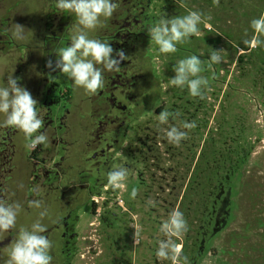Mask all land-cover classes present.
Wrapping results in <instances>:
<instances>
[{"label":"rangeland","instance_id":"rangeland-1","mask_svg":"<svg viewBox=\"0 0 264 264\" xmlns=\"http://www.w3.org/2000/svg\"><path fill=\"white\" fill-rule=\"evenodd\" d=\"M156 2L157 20L161 15L172 18L191 10L203 13L206 22L200 25L198 35L178 44L174 54H161L154 44L149 53L142 51L137 55L152 97L147 108L132 106L135 117L128 120L132 129L127 144L123 145L125 140H121L111 159L112 170L119 167L129 170L123 187L114 195L105 191L107 186L110 191L113 188L107 181L108 172L94 170V152L84 144L92 101L99 110L105 108L98 94L101 89L95 94L87 93L74 87L63 75L60 90L74 92L75 100L67 140L71 145H60L55 161L58 179L63 180L48 197L34 198L36 193L29 185L34 168L29 162L31 149L26 147L25 137L16 138L9 197L21 204L22 212L14 234L34 222L40 211L47 210L42 222L48 228L74 211L78 239L68 247L70 254L63 253L61 233L56 230L51 235L55 264H172L155 252L159 242L168 238L160 231L161 225L172 211L179 210L187 222V231L179 239H172H176L180 254L187 256L191 264H264V47L246 43L255 35L250 22L264 14V0ZM59 12L55 0H0L2 30L18 24L32 32L30 44L11 38L13 44L5 50L11 53L10 65L3 56L1 76L14 67L13 75L20 78L21 85L26 89L33 85L38 93V51ZM114 14L92 34L95 38L108 42L103 37L113 31ZM71 19L69 27H63L68 37L63 47L70 44L75 17ZM212 50H222L220 63L208 62ZM188 55H197L203 61L201 75L208 81L203 99L192 97L186 89L168 81L174 78L175 63ZM22 60L24 63L20 64ZM102 71L106 82L112 71L103 68ZM178 98L182 100L177 102L178 111L191 105L195 127L184 128L186 138L179 145L169 142L166 134L161 136L167 143L162 142V164L158 168L154 161L142 159L139 136L144 126L155 119L153 113H147L148 109L165 104L169 109ZM188 98L194 103H188ZM104 160L101 158L99 162ZM159 169L167 175L163 179H158ZM77 178L88 180L89 188L71 186ZM221 187L230 194V205L227 222L218 230L213 223ZM133 190L137 193L135 198L131 195ZM98 193V205L93 210L90 195ZM34 200L41 201L40 209L31 206ZM7 251L2 252L0 264H6Z\"/></svg>","mask_w":264,"mask_h":264},{"label":"flooded vegetation","instance_id":"flooded-vegetation-1","mask_svg":"<svg viewBox=\"0 0 264 264\" xmlns=\"http://www.w3.org/2000/svg\"><path fill=\"white\" fill-rule=\"evenodd\" d=\"M115 3L117 9L114 14L116 20L112 24L113 31L105 35L103 39L108 40V43L114 49V55L116 51L122 50L127 59L121 61L119 70H112L111 75L104 84L105 88L98 93L100 98L103 99L105 108L99 110L92 101L91 120L89 119L90 122L84 129L86 138L84 144L87 145L88 150L94 152L92 158L94 160L93 168L97 172L112 171L113 160L111 161V159L115 154L116 147L121 143V140H125L123 145L127 144L126 139L132 129L128 123L131 117H135V110L132 111V106L142 109L147 108L148 101H151L152 97L151 88H148V83L143 80L142 73H144V70L141 68L137 55L142 51H144L143 54H147L150 47H155L154 43L150 41L147 29L157 21L159 13L157 2L156 0H115ZM56 17L54 24L44 35L41 50L38 51L40 55L38 61H36V67L40 68L39 79L37 80V85L39 84L38 93H36L33 85L32 87L27 86V90L31 91V95L38 102V110L41 111L44 117V128L40 131L45 132L48 137V143L31 149L29 156V162L34 166L29 184L36 193L34 198H37L38 195L48 197L51 192L59 189L57 184L63 180L62 178L58 179L60 174L57 173L55 161L60 145L68 146L69 144L68 139L71 129L69 122L73 116L71 109H73L75 103L74 92H62L60 90L63 74L59 70H55L56 53L63 47V41L67 43L68 38L63 27H69L72 19L68 13L61 14L59 12ZM0 25L3 26L1 23ZM12 44L9 30H2V27H0V61L6 57L9 59H6L8 65H10L11 53L5 52V50L7 45ZM49 61L52 62V67H48ZM23 63L24 60L20 64ZM8 65L6 70L9 69ZM19 70H21L20 67ZM181 98L175 99L169 109H166L165 104L155 107L154 110H151V108L147 110L148 114L149 112L153 113L155 119L149 121L148 125H145L141 131L142 135L139 136L140 141L138 142L141 150L139 153L144 161H154L156 166H159L158 168H161L162 164V142L167 143V140L161 137L166 134V129L175 126L180 131H184V123H193L191 105L178 111L179 105L177 102H182ZM190 98L187 101L193 104L194 102ZM39 107L42 109H39ZM166 110L179 112V116L175 120H170L166 125H160L157 116L160 112ZM201 112H204L203 108L200 109ZM2 120L3 117L0 116V121ZM19 135L24 137L18 129L0 123V201L12 202L9 197V181L14 172L15 142ZM166 149L168 151V148ZM101 158L107 159V161L104 160L100 163ZM157 172L159 174L158 179L167 176L166 174L163 175V171L160 169ZM74 184L71 186L75 189L89 188L88 180L79 179L78 181L77 178V182ZM106 188L105 191L111 195L119 191L118 188L115 189L114 187L111 188V191L108 186ZM99 194L90 195L93 210L97 208L98 201L96 197ZM229 197L230 194L228 195L227 190L221 187L218 195L219 206L214 212L213 224L215 229H221L227 222L228 205H230ZM75 216L74 211H71L59 218L53 227H47L45 233L49 239L54 231L57 230L61 233L59 239L63 241V253L68 252L67 254H70L68 247L76 243L78 239V234L75 232ZM14 233V229L0 233V260H2V252L7 249L14 238ZM53 264H55L54 261Z\"/></svg>","mask_w":264,"mask_h":264},{"label":"clouds","instance_id":"clouds-1","mask_svg":"<svg viewBox=\"0 0 264 264\" xmlns=\"http://www.w3.org/2000/svg\"><path fill=\"white\" fill-rule=\"evenodd\" d=\"M55 6L61 13H68L75 17V23L70 29V44L61 47L56 53L55 70H59L69 78L73 86L83 89L90 94L97 93L104 87L105 81L102 68L108 71L119 70L121 61L127 59L125 53L116 51L110 43L95 38L92 34L103 27L104 21L111 18L117 9L115 0H55ZM206 22V17L199 11H188L186 15L167 18L161 15L147 30L150 41L157 46L161 54H174L177 45L189 41L200 32V25ZM254 37L246 41L252 47H264V14L250 22ZM11 38L17 43L32 42V32L25 27L13 24L10 29ZM31 34V40H29ZM222 51V50H221ZM221 51L212 50L208 55V62H221ZM197 55H188L179 59L173 68L174 78L169 83L187 92L194 98H204L208 86L207 79L201 75L204 71L203 61ZM98 66H102L98 67ZM48 67H52L49 61ZM12 70L0 76V121L4 126L14 127L23 133L29 149L48 143L44 128V117L38 110V102L31 93L21 86L19 77H14ZM6 77V80H5ZM39 109H42L39 107ZM179 112L162 111L157 116L160 125H166L175 120ZM185 129L195 127L194 123H184ZM169 142L179 145L186 138L185 133L177 127L166 129ZM129 170L119 167L107 174L108 184L114 188L123 187ZM135 198L136 191L131 193ZM151 201H149V204ZM31 206L42 207L39 200L31 201ZM22 212L18 202L0 201V233L9 232L17 225V218ZM48 215L47 210L39 212L38 218L27 227H20L11 243L7 246L6 264H53L52 249L54 242L45 235L46 225L42 222ZM160 231L167 239L159 242L155 255L163 259H170L172 264H191L187 256L180 254L179 239L187 231V222L179 210L172 211ZM176 238V239H172Z\"/></svg>","mask_w":264,"mask_h":264}]
</instances>
